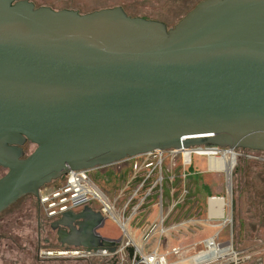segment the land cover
Wrapping results in <instances>:
<instances>
[{
    "label": "water",
    "instance_id": "1",
    "mask_svg": "<svg viewBox=\"0 0 264 264\" xmlns=\"http://www.w3.org/2000/svg\"><path fill=\"white\" fill-rule=\"evenodd\" d=\"M190 148L264 153V0H202L172 28L0 0V213L68 172ZM103 222L84 207L51 227L114 253Z\"/></svg>",
    "mask_w": 264,
    "mask_h": 264
},
{
    "label": "rangeland",
    "instance_id": "2",
    "mask_svg": "<svg viewBox=\"0 0 264 264\" xmlns=\"http://www.w3.org/2000/svg\"><path fill=\"white\" fill-rule=\"evenodd\" d=\"M28 1L36 8L47 7L54 11L66 9L77 11L79 14L120 7L130 17L159 21L167 28H172L202 0ZM33 149L31 145L24 147L26 154ZM233 152L238 157L235 158L229 179L224 171H220L223 185L219 198L226 203L225 219L209 218L204 205L178 213L173 209L164 221L163 227L167 233L163 236L158 253L163 254L172 248H179L180 255L167 256V264H191L188 258L204 251L203 243L208 238H212L220 247L229 246L235 256L200 264H264V153H255L254 156L260 157L256 160L246 157L252 155L248 151L236 149ZM173 163H181L180 156H176ZM166 165H171L169 160H166ZM4 173V170L0 169V177ZM108 199L115 204L114 212L125 223L126 230L133 234L132 240L142 244L141 253L146 255L147 249L152 248L156 242L151 241L145 246L140 234L133 233V226L128 217L129 209L121 216L124 199L118 198L114 202L111 198ZM94 206L98 208L97 205ZM103 217L104 222L98 228V233L112 237L119 247L128 244L134 248L112 218L108 214ZM45 239H49L50 243L44 244ZM38 244L42 247L56 246V236L54 232L49 231L48 222L39 216L35 200L31 196H24L0 213V264H140L130 260L125 250L116 257H96L85 261H39L35 254ZM138 253L136 251L137 255Z\"/></svg>",
    "mask_w": 264,
    "mask_h": 264
},
{
    "label": "built area",
    "instance_id": "3",
    "mask_svg": "<svg viewBox=\"0 0 264 264\" xmlns=\"http://www.w3.org/2000/svg\"><path fill=\"white\" fill-rule=\"evenodd\" d=\"M196 149L198 148H190L187 150H154L140 156L132 157L135 161L132 164L133 174L131 180L137 178L139 181L134 185L129 195L123 202L121 206V216L124 215V211L126 209H129L128 217L131 221L139 212H141V207L146 202V199L150 194L155 191L161 193L162 182L164 180V170L166 169V160H169L171 165H173L176 156H180L182 166H187L190 164V160L193 155L204 156L207 158L206 154H199L196 152ZM213 150L217 151L216 154L219 156L221 155V151H234L229 149ZM248 152L252 155L246 156L247 158L256 160L260 159L259 156H254L255 153L258 152ZM186 153L189 158L188 163L184 162V156ZM236 157H238L237 154ZM90 172L91 170L71 171L59 180L51 182L50 184L40 188L38 191L37 209L41 219L49 223L56 220L66 212H76L84 207H93L103 216L108 214L110 218H112V214H115V204L111 203L108 197L91 182ZM112 202H114V200ZM94 205H97L98 208ZM157 206L158 214L155 221L145 223L141 228V240L145 243L155 235H157L161 240L167 233L163 224L172 212L173 207L164 210L161 202ZM207 208L208 205L206 204V211ZM113 222L115 221L113 220ZM158 244L160 245L161 243L158 242ZM123 251L124 247H118L114 253H111L106 249L88 251L82 247H72L67 245L61 246L57 244L56 246L50 247L39 246L36 249L35 254L39 261H85L96 257H116ZM138 254L139 255H136L139 256V260L136 261V263L167 264L165 258L170 255H180V249L172 248L163 254H159L157 248H155L146 255H143L141 252ZM145 257H148V263L143 262V258Z\"/></svg>",
    "mask_w": 264,
    "mask_h": 264
},
{
    "label": "crops",
    "instance_id": "4",
    "mask_svg": "<svg viewBox=\"0 0 264 264\" xmlns=\"http://www.w3.org/2000/svg\"><path fill=\"white\" fill-rule=\"evenodd\" d=\"M134 161V158H127L109 166L91 169L90 180L112 201L118 198H122L125 201L131 189L139 181L137 178L131 180L133 174L132 164ZM222 185L223 177L221 172L211 170L208 159L204 156L193 155L190 164L187 166H182L181 163L166 165L161 193L155 191L147 197L146 202L141 207V212L130 222L133 226V233H139L141 239L142 226L145 223L155 221L158 214L157 205L160 202L163 209L167 210L173 207L177 213L184 209L206 206L207 201L212 198L221 199L219 196H221ZM90 208L95 210L93 207ZM130 234L133 235L131 232ZM99 235L113 240L112 237ZM173 237L175 238V236ZM162 239L160 240L155 235L147 241L144 244L145 246L151 241L156 242L152 248L147 249V253L155 248L159 251L161 244L159 245L158 242L161 243Z\"/></svg>",
    "mask_w": 264,
    "mask_h": 264
},
{
    "label": "bare ground",
    "instance_id": "5",
    "mask_svg": "<svg viewBox=\"0 0 264 264\" xmlns=\"http://www.w3.org/2000/svg\"><path fill=\"white\" fill-rule=\"evenodd\" d=\"M196 152L199 154H206L208 159L209 168L213 171H224L226 175L229 177L230 171L234 166V161L236 154L234 152L224 150L221 151V155H217V151L213 149H204V148H198L196 149ZM210 161V163H209ZM184 162L188 163L189 158L187 156V153L184 156ZM207 215L209 218L214 219H225L224 217V207L226 203L217 198H212L207 201ZM112 219L115 221V223L122 229L124 234L128 238V242L132 244L137 252H141L142 245L137 242L135 243L132 235L130 232L126 230L125 223L120 220V218L116 214H112ZM132 239H131V238ZM204 247L205 250L197 253L196 255L188 258V261L191 262V264H200L205 263L211 260L219 259V258H226L231 257L234 254L231 252V249L229 246L220 247V245H216L214 240L212 238H208L204 241ZM235 256V255H234ZM193 260V261H192ZM143 262L148 263V257L143 258Z\"/></svg>",
    "mask_w": 264,
    "mask_h": 264
},
{
    "label": "flooded vegetation",
    "instance_id": "6",
    "mask_svg": "<svg viewBox=\"0 0 264 264\" xmlns=\"http://www.w3.org/2000/svg\"><path fill=\"white\" fill-rule=\"evenodd\" d=\"M51 223H52V222H49V223H48V229H49L50 232H54V234H55V236H56V230H52ZM43 243H44V244H48V243H50V240H49V239H45V240H43ZM39 246H41V245L38 244L37 248H38ZM37 248H36V249H37ZM35 251H36V250H35Z\"/></svg>",
    "mask_w": 264,
    "mask_h": 264
}]
</instances>
